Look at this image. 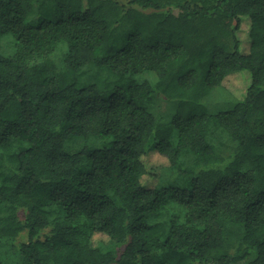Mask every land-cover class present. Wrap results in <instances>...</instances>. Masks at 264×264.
<instances>
[{"label": "trees", "instance_id": "obj_1", "mask_svg": "<svg viewBox=\"0 0 264 264\" xmlns=\"http://www.w3.org/2000/svg\"><path fill=\"white\" fill-rule=\"evenodd\" d=\"M0 264H264V0H0Z\"/></svg>", "mask_w": 264, "mask_h": 264}, {"label": "rangeland", "instance_id": "obj_2", "mask_svg": "<svg viewBox=\"0 0 264 264\" xmlns=\"http://www.w3.org/2000/svg\"><path fill=\"white\" fill-rule=\"evenodd\" d=\"M243 35H244L243 38L245 40L242 43L243 45H242L241 50H242V52L247 53L249 50V47H248L249 46V40L247 38L246 30H244ZM237 74H240L242 76H246L247 82H248L247 84H250V82H251L250 72L241 71V72H238ZM149 77L153 78V79L155 78V76H153V75H149ZM236 81H242V80L240 78L235 77V78H232L228 81L229 86H227L225 88L216 87V88L212 89L209 92V94L207 96H205V98L203 99L202 108L205 111H208L211 113H215V112L217 113V112H220L223 110H228V109L234 107L236 102L238 100L243 99L245 97V94H246V93H244L242 96L241 92H240V93H235L236 97L234 96V93L230 89L240 88V86L238 85L240 82H236ZM242 91H244V89ZM241 96H242V98H240ZM237 98H240V99H237ZM153 103H154L153 104V108H154L153 111H155L154 113L157 114V116L159 117L161 122H168L173 117V115L176 113L177 107H178L177 101L165 99L159 94L154 96ZM218 140H220V138ZM150 161L152 163H155V164L165 163L163 157H161L160 155H157L156 153H153V152L150 155ZM173 174H175L174 169H165L162 173L164 183H167L170 179H172Z\"/></svg>", "mask_w": 264, "mask_h": 264}]
</instances>
